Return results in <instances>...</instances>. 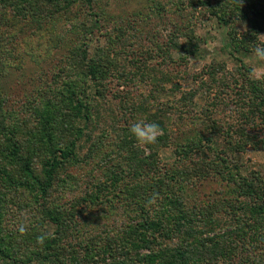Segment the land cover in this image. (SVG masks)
Returning <instances> with one entry per match:
<instances>
[{
    "label": "rangeland",
    "instance_id": "obj_1",
    "mask_svg": "<svg viewBox=\"0 0 264 264\" xmlns=\"http://www.w3.org/2000/svg\"><path fill=\"white\" fill-rule=\"evenodd\" d=\"M38 1L0 0V90L4 93L2 96L5 95L4 112L12 114L13 124L22 126L24 134L36 127L38 109H43L44 100H59L60 108L68 115L66 121H69L73 115L77 118L72 109L71 92L88 96L98 86L105 94L103 99L99 96L95 100L92 98L91 103L96 109L93 110L96 111L94 118H91L74 155L56 170L46 199L36 193L32 184L25 185L24 181L28 179L20 178V165L4 162L5 172L11 173L22 184L4 192L6 200L0 204L3 213L0 235L8 243L10 254L23 262L25 260L26 264H40L33 260V256L34 251L42 249L43 245L36 243V237L45 230L58 239L55 264L67 254L75 260L66 264H111L114 259L124 260L126 264L149 263L151 260L144 257L148 250L124 247L127 246L124 240L129 236L132 213L125 200L115 201V184L110 172H117L114 165L129 153L119 149L125 121L137 122L143 117L140 113L129 116L131 102L138 103L142 95V98L147 97L153 111L161 103L162 108L174 112L182 91L194 88L200 90L195 97L198 104L195 109H199L205 100L209 104L210 98L206 87L198 86L201 78L197 74H203L205 79V68L209 69L211 63L224 64V71L216 74L220 80L235 73L240 63L250 67L251 71L257 68L256 78H259L264 74V61H256L253 53L241 55L243 63L232 59L227 48V29L219 27L207 9H196L191 11L193 16L187 15V11L178 9L179 0H94L91 9L81 2L59 1L55 3L59 6L57 8L48 1ZM54 10L56 13L51 14ZM187 20L193 25L195 35L202 39L200 51L185 60L174 52L171 54L174 63H170V58L164 60L161 54L158 56V47L169 42L174 29L171 22L184 25ZM249 27L247 24L238 25L240 33L254 31L257 44H260L258 34H264L263 21L257 30ZM179 40L184 41V38ZM90 66L107 74L102 77L99 72L98 79H90ZM160 71L172 75L171 80L160 82L161 86L155 81L156 78L158 81ZM210 91L212 95L222 96L220 87L214 86ZM68 96L69 108H66L63 103L67 102L65 97ZM99 109L101 112L97 113ZM166 120L169 142L165 146L152 144L145 148L134 139V146H138L136 161L146 158L155 167H172L176 160V145L196 129H202L199 120L190 124L188 117L180 122ZM77 125L81 127L80 122ZM125 127L129 128L128 124ZM126 132L134 138L129 131ZM75 133V130L71 135L66 131L58 133L53 143L56 147L69 149ZM225 151L228 162L240 166L241 173L246 175L250 170L264 173V150L247 147L244 151ZM40 161H33V169L38 175ZM140 174L143 178L142 171ZM128 181L127 174H124L118 184L124 187ZM198 188L208 195L213 194L212 191H221L219 184L212 181ZM206 200L210 201V197ZM43 207L59 217L60 233L56 234L57 228L43 212ZM21 213L26 214L30 222L27 233L22 236L15 227Z\"/></svg>",
    "mask_w": 264,
    "mask_h": 264
},
{
    "label": "trees",
    "instance_id": "obj_2",
    "mask_svg": "<svg viewBox=\"0 0 264 264\" xmlns=\"http://www.w3.org/2000/svg\"><path fill=\"white\" fill-rule=\"evenodd\" d=\"M40 1L45 3L44 0ZM45 1L57 8L59 6L55 3L59 1L81 2L91 9L94 0ZM263 1L179 0L178 9L187 11L189 16H193L191 11L196 9H207L218 26L227 29L229 55L235 61L242 62L240 56L252 54L258 41L254 31L240 33L238 25L247 24L249 28L257 30L260 23H264ZM55 13V10L51 12ZM171 25L173 34L167 45H158V56L161 54L164 60L170 58V63H174L171 60L174 52L179 54L181 60L189 55H197L202 39L195 35L193 25L188 20L184 25L174 21ZM180 38H184V41H180ZM236 67L235 73L220 80L216 74L224 71L225 66L217 61L211 63L209 69L205 68V79L202 78L203 74H197L201 78L198 86L206 87L210 98V103L205 100L199 109H195L198 106L195 97L200 90L194 88L182 91L179 103L172 107L174 112L170 108H162L161 103L153 111V106L146 101L147 97L142 98V95L138 103L131 102L130 117L140 113L143 117L139 120L158 123L163 129V134L153 145L165 146L169 142L166 119L180 122L188 117L190 124L199 120L202 126V129H196L176 145L175 164L168 168L155 167L146 158L136 161V140L126 132L135 121L128 119L122 127L124 136L119 149L129 153L114 165L117 172L110 170L116 192L113 196L116 197L115 201L120 198L125 200L132 213V217H129V236L124 240L127 246L124 247L149 251L144 257L151 261L142 264H264V173L259 170H250L246 175L241 173L240 166L228 162L225 151H244L247 147L264 150V74L259 78H250V67L241 63ZM99 72L96 66H90L89 78L98 79ZM100 74L105 77L107 72ZM158 76V81L157 78L155 81L159 86L160 82L172 79L168 71H160ZM214 86L221 88V97L210 93ZM71 93L74 102L72 109L76 111L77 118L73 115L66 121L68 115L63 113L59 100H44L43 109H38L36 127L23 134L22 126L13 124L12 114L2 109L5 95L2 96L4 93L0 90V204L6 200L5 191L10 192L22 184L3 168L4 162L11 161L20 165V178L31 181L25 180V185L32 184L40 197L47 198L56 170L63 161L74 155L91 118H94L96 111L93 110L96 109L91 103L92 98L95 100L99 96L103 99L105 94L98 86L94 93L91 92L92 95L77 96L75 91ZM69 97H65L67 102L63 103L66 108H69ZM124 104L128 106L127 101ZM99 112L100 109L97 110ZM79 122L81 127L77 125ZM127 124L129 128L125 127ZM73 130L76 131L75 138L70 141L69 149L55 146L53 139L56 134L66 131L71 135ZM34 159L42 160L40 175L33 169ZM124 174H127L129 181L120 187L118 182ZM209 181L218 183L221 191H212L211 195L200 192L198 186ZM154 193L159 198L150 204L149 199ZM207 197H210V201L206 200ZM1 210L0 207V232ZM43 212L55 224L56 234L60 233L61 223L56 213L47 207H43ZM131 221L134 223L131 224ZM57 241L56 237L47 239L41 250L34 251L33 260L40 264H55L56 253L59 252L56 249ZM8 248V243L0 235V262L26 264L25 260L23 262L19 257L12 256ZM70 258L67 254L59 264L75 260ZM111 264L126 263L114 259Z\"/></svg>",
    "mask_w": 264,
    "mask_h": 264
},
{
    "label": "clouds",
    "instance_id": "obj_3",
    "mask_svg": "<svg viewBox=\"0 0 264 264\" xmlns=\"http://www.w3.org/2000/svg\"><path fill=\"white\" fill-rule=\"evenodd\" d=\"M261 40L260 44H257L253 49V57L256 61H264V34H258ZM258 75V69L253 68L250 73V78H256ZM130 133L135 138L137 144L142 147H148L149 145L155 144L160 135L163 134V129L158 123L148 122L146 120H139L133 123L129 128ZM158 194L154 193L149 199V203H154L158 199ZM16 231L22 236L25 235L30 227L29 217L21 213V218L19 222L15 225ZM52 233L48 231H41V233L36 237V243L38 245H43L45 241L52 237Z\"/></svg>",
    "mask_w": 264,
    "mask_h": 264
}]
</instances>
